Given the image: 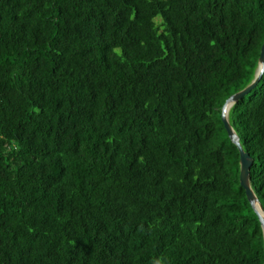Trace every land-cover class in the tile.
<instances>
[{
	"label": "trees",
	"instance_id": "trees-1",
	"mask_svg": "<svg viewBox=\"0 0 264 264\" xmlns=\"http://www.w3.org/2000/svg\"><path fill=\"white\" fill-rule=\"evenodd\" d=\"M264 0H0V264H264L221 107ZM228 121L264 210V72Z\"/></svg>",
	"mask_w": 264,
	"mask_h": 264
},
{
	"label": "water",
	"instance_id": "water-1",
	"mask_svg": "<svg viewBox=\"0 0 264 264\" xmlns=\"http://www.w3.org/2000/svg\"><path fill=\"white\" fill-rule=\"evenodd\" d=\"M263 72H264V43L261 46L257 67L252 80L244 88L231 94L225 100V102L221 107V120L223 122L224 128L227 132L230 141L236 146L239 152V183L245 191V195L249 204L251 205L253 211L257 215L264 238V210L262 208V205L258 197L254 193L250 185V167L253 163V158L252 156L249 155L248 152L244 151L240 143L238 134L236 133V131L228 121V112L231 106L256 86Z\"/></svg>",
	"mask_w": 264,
	"mask_h": 264
}]
</instances>
